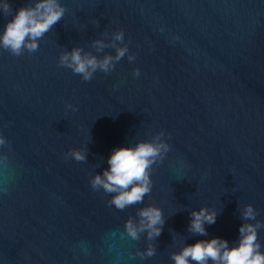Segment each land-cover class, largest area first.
Wrapping results in <instances>:
<instances>
[{"label": "water", "instance_id": "water-1", "mask_svg": "<svg viewBox=\"0 0 264 264\" xmlns=\"http://www.w3.org/2000/svg\"><path fill=\"white\" fill-rule=\"evenodd\" d=\"M8 2L0 32L36 0ZM59 3L35 50L0 48V264H174L196 240L233 246L245 223L259 224L264 251V0ZM74 48L112 66L85 80L61 63ZM141 141L169 150L151 191L118 209L90 181L115 148ZM149 206L161 234L133 239L125 224L139 228ZM202 207L217 213L204 236L189 231Z\"/></svg>", "mask_w": 264, "mask_h": 264}, {"label": "clouds", "instance_id": "clouds-1", "mask_svg": "<svg viewBox=\"0 0 264 264\" xmlns=\"http://www.w3.org/2000/svg\"><path fill=\"white\" fill-rule=\"evenodd\" d=\"M10 4L8 0H0V12L8 13ZM64 14V8L59 0H36L32 7H20L12 19L4 24L0 32V48L6 49L13 55H19L21 50L27 48L32 51L38 47V38L47 32ZM122 39V33L116 35ZM99 43V42H97ZM126 52L125 48L117 49L115 59H120ZM113 57L106 56L98 61L94 56H86L81 50L74 48L70 53L61 57V63L72 68L75 73L81 74L89 80L97 69L108 71L112 66ZM137 75L139 71L137 70ZM5 138L0 135V145ZM169 146L162 142L141 141L134 146H121L115 148L107 159L108 167L102 174L95 175L90 181L93 189L102 188L105 192L114 193L111 204L123 209L128 205L141 202L144 196L151 191L150 169ZM71 156L77 160L85 159L83 152L71 151ZM141 223L139 228L127 221L125 228L133 238H137L138 231H147L148 237L159 236L164 223L160 208L149 206L140 210ZM189 231L201 236L206 235L205 224H213L217 213L207 208H200L191 212ZM247 219L254 218V209L247 205L242 213ZM259 224H241L239 240L233 246L220 237L206 240H196L186 244L179 252L172 254L174 264H264V251L258 241L257 228ZM146 255L154 254V249H146Z\"/></svg>", "mask_w": 264, "mask_h": 264}]
</instances>
